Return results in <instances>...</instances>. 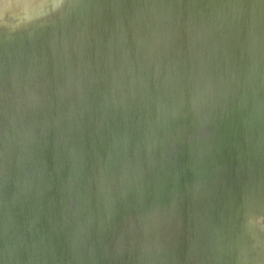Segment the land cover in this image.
<instances>
[{"label":"water","instance_id":"water-1","mask_svg":"<svg viewBox=\"0 0 264 264\" xmlns=\"http://www.w3.org/2000/svg\"><path fill=\"white\" fill-rule=\"evenodd\" d=\"M0 264H264V0H0Z\"/></svg>","mask_w":264,"mask_h":264}]
</instances>
